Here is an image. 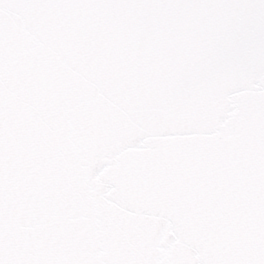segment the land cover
<instances>
[{"label":"snow or ice","instance_id":"obj_1","mask_svg":"<svg viewBox=\"0 0 264 264\" xmlns=\"http://www.w3.org/2000/svg\"><path fill=\"white\" fill-rule=\"evenodd\" d=\"M0 264H264V0H0Z\"/></svg>","mask_w":264,"mask_h":264}]
</instances>
